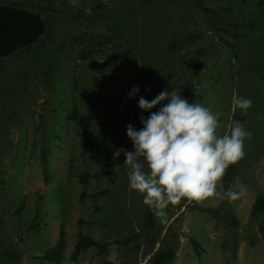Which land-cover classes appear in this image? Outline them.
Returning <instances> with one entry per match:
<instances>
[{
    "label": "rangeland",
    "instance_id": "rangeland-1",
    "mask_svg": "<svg viewBox=\"0 0 264 264\" xmlns=\"http://www.w3.org/2000/svg\"><path fill=\"white\" fill-rule=\"evenodd\" d=\"M0 3L69 13L89 33L0 64V264H54L43 256L62 227L61 264H154L161 249L174 251L168 264H264V212L252 211L264 198V11L256 0H203L211 13L193 0ZM137 85L149 100L175 88L219 111L220 135L242 122L252 133L245 156L217 191L243 186V196L181 199L146 227L150 208L129 187L124 154L112 155L133 150L126 127L139 129L148 116L139 96L127 95ZM234 95L252 99L247 113L233 108ZM81 234L109 243L107 252L89 248L73 261Z\"/></svg>",
    "mask_w": 264,
    "mask_h": 264
},
{
    "label": "clouds",
    "instance_id": "clouds-1",
    "mask_svg": "<svg viewBox=\"0 0 264 264\" xmlns=\"http://www.w3.org/2000/svg\"><path fill=\"white\" fill-rule=\"evenodd\" d=\"M140 91L138 85L133 86L127 95L130 99L139 96L138 107L148 116H140L141 128L132 123L126 127L133 150L116 148L112 155L115 159L124 154V164L130 166L129 187L142 194L143 203L156 216L165 217V209L181 199L223 196L237 200L243 196V186L239 191H217L218 185L223 186L225 171L245 156V140L252 133L242 122L232 121L230 131L220 135L219 111L189 103L175 88H165L151 100L139 95ZM232 105L247 113L253 101L234 95Z\"/></svg>",
    "mask_w": 264,
    "mask_h": 264
},
{
    "label": "trees",
    "instance_id": "trees-1",
    "mask_svg": "<svg viewBox=\"0 0 264 264\" xmlns=\"http://www.w3.org/2000/svg\"><path fill=\"white\" fill-rule=\"evenodd\" d=\"M148 1H152V0H148ZM193 1L195 5L202 12L204 13L212 12L211 9L207 8L204 5L203 0H193ZM26 5L31 6L28 4ZM13 6H17V5H13ZM256 7L264 11V0H256ZM41 15H46L45 20L47 22V33L45 36H43L42 41L31 47L21 49L7 57L1 58L0 64L5 62L8 59L13 58L19 53L35 50L38 48H48V49H54V50L59 51V50H62L68 43L76 42L78 40H84V38H86L89 35V33H87L86 31H82L81 28L83 27L79 26V24L80 25L82 24L78 20H76V18L78 17H74L69 13H65V12L58 11L52 8H48V9H43V11L41 12ZM172 44L174 45V43ZM235 173H236V165L233 164L226 170V173L224 176L225 185L231 184ZM90 176L91 175L87 172L83 173L81 175L82 182H87ZM252 211H253V214L255 215L261 214L264 212V198L263 197L262 198L260 197L258 198V200H256L255 204L253 205ZM153 226H154V212L150 210L148 213L146 227L148 229H151ZM260 228L262 231H264V222L261 224ZM108 246H109V243L107 242H100V241L94 240L88 235L81 234L77 242L74 245V248L71 254V259L73 261H77L80 255L89 248H95L98 254H103L107 251ZM65 249H66V232L64 230V227H62L59 232V236H58L56 243L45 252L43 258L54 264H61L64 259ZM8 257L10 260L17 259V256L15 255L14 252H9ZM173 257H174V251L169 250V249L167 250L161 249L156 253L153 262L154 264H168L170 261H172Z\"/></svg>",
    "mask_w": 264,
    "mask_h": 264
},
{
    "label": "water",
    "instance_id": "water-1",
    "mask_svg": "<svg viewBox=\"0 0 264 264\" xmlns=\"http://www.w3.org/2000/svg\"><path fill=\"white\" fill-rule=\"evenodd\" d=\"M46 33L40 13L0 3V59L40 43Z\"/></svg>",
    "mask_w": 264,
    "mask_h": 264
},
{
    "label": "crops",
    "instance_id": "crops-1",
    "mask_svg": "<svg viewBox=\"0 0 264 264\" xmlns=\"http://www.w3.org/2000/svg\"><path fill=\"white\" fill-rule=\"evenodd\" d=\"M68 247H69V246H68V243H66V248H67V250H68ZM108 247H109V246H108ZM73 248H74V247H73ZM65 250H66V249H65ZM107 250H108V248H107ZM72 251H73V250H72ZM106 252H107V251H106ZM106 252H105V253H106ZM64 253H65V251H64ZM105 253H103V254H105ZM100 255H101V254H100ZM64 257H65V254H64ZM63 260H64V259H63Z\"/></svg>",
    "mask_w": 264,
    "mask_h": 264
}]
</instances>
